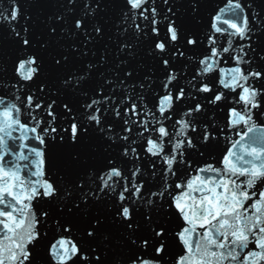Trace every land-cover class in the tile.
<instances>
[{"label": "snow or ice", "instance_id": "6c2138e0", "mask_svg": "<svg viewBox=\"0 0 264 264\" xmlns=\"http://www.w3.org/2000/svg\"><path fill=\"white\" fill-rule=\"evenodd\" d=\"M0 264H264V0H0Z\"/></svg>", "mask_w": 264, "mask_h": 264}]
</instances>
